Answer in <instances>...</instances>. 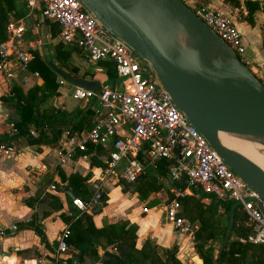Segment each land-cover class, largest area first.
I'll return each instance as SVG.
<instances>
[{
  "label": "crops",
  "instance_id": "crops-1",
  "mask_svg": "<svg viewBox=\"0 0 264 264\" xmlns=\"http://www.w3.org/2000/svg\"><path fill=\"white\" fill-rule=\"evenodd\" d=\"M183 1H199L223 12L233 13V8L229 9L221 0ZM12 5L8 22L13 26L22 25L23 30L18 37L13 38L11 49L26 50L31 57L25 70L17 68L9 80L0 72V139L3 135L8 136V123L20 119L18 107L14 104L16 95L19 97L18 103L26 106L22 96L31 98V109L35 117L25 124L24 132L9 138L14 152L0 153V264H101L103 259L97 252L98 247L112 253L118 250L97 229L121 221H126L125 228L130 224L134 225L135 248L154 246L162 257L167 252H172L180 264H201L202 260L192 237L197 223L187 218L192 223L191 233H180L172 227L165 216L163 205L171 196L175 180L169 176L168 170L160 175L155 170V165L149 164L144 145L136 153L137 159L140 160L139 156H142L140 161L143 172L131 183L114 175L102 178L100 172L106 159V150L88 142L85 143V150L75 149L69 159L62 162L58 160L55 148L63 145L66 131L77 124L78 128L73 132L82 135L96 118L98 107L93 98H73L70 89L75 82L67 78L62 84L56 82L58 72L54 75L55 85L44 82L37 67L39 60L47 61L38 40L41 23L44 24L48 61L57 68L63 66L72 76L91 81L93 84L86 87L94 90L103 85L116 86L120 79L116 75L117 82L110 85L103 68L97 65V60H89L76 45L58 42L55 37L57 24L41 14L40 2L30 9L26 7L24 0H13ZM237 9L233 19L241 38L250 49L249 60L256 67L258 75L249 69L262 80L264 29L261 27H264V15L261 11H256L254 23L250 25L240 17L245 12L242 5ZM7 36L6 32V38ZM57 43L66 51L63 64L58 63L55 58ZM35 49L39 52V60L33 57L32 51ZM34 71H37V75L32 74ZM22 74L27 76L24 82L20 79ZM47 116L51 118L48 119ZM34 122H38L39 126ZM30 129L34 130V135L29 133ZM127 129L128 125L123 124L118 127L117 134L122 135ZM39 132L42 134L40 137ZM123 162L124 159L121 164ZM95 180L99 181L104 197L88 211L79 212L71 203V197L88 198L92 193L91 183ZM180 184L185 188V194H193L203 204L210 201L209 195L203 194L197 185L189 187L185 178ZM80 214H83L80 221L90 234V244L95 253H92L89 244H85L84 251L79 250L73 245L74 236L71 235L70 240L67 241L66 238L67 249L57 254V233L65 225L69 226ZM84 215H88V218ZM213 219L219 224L224 223L222 206L217 207ZM11 224L15 227L11 228ZM122 235L123 233L119 236ZM164 249H167L166 252Z\"/></svg>",
  "mask_w": 264,
  "mask_h": 264
},
{
  "label": "built area",
  "instance_id": "built-area-1",
  "mask_svg": "<svg viewBox=\"0 0 264 264\" xmlns=\"http://www.w3.org/2000/svg\"><path fill=\"white\" fill-rule=\"evenodd\" d=\"M24 1L29 9L37 2L41 3V14L57 24L55 37L58 42L78 46L91 61H113L120 79L116 86L103 85L97 90L72 84L71 96L75 99L93 98L98 113L82 135L66 131L63 145L55 148L58 160L69 159L75 149L85 150V143L88 142L106 150L105 165L100 172L102 178L114 175L131 183L143 172V164L136 158V153L144 145L149 164L154 165L160 158L167 159L168 174L174 180L184 175L188 185H197L202 192L214 194L219 199L237 201L245 216L243 224L248 229L238 240L264 245V215L259 207L264 208L262 197L228 167L205 137L173 104L150 65L103 26L80 0ZM185 3L243 62L241 55L245 48L233 19L237 7L233 8V13H226L202 2ZM22 30V25L13 26L8 22V36L0 42V72L8 80L17 68L25 70L31 57L26 50L11 49L13 38L18 37ZM32 74L37 75V71ZM20 79L24 82L27 76L22 74ZM56 82L62 84L65 78L58 74ZM8 124V138H12L16 129L12 122ZM123 124L128 125L127 132L119 135L118 127ZM29 133L35 134L32 129ZM13 147L10 142L0 141V153L10 154L14 152ZM91 187L92 193L88 198H71V203L79 212L88 211L101 199L99 181H93ZM185 193V188L174 185L171 196L163 206L166 218L176 231L191 233L192 223L178 214L180 205L177 197ZM10 227L14 228L15 225L11 224ZM68 234V225L57 233V254L67 249Z\"/></svg>",
  "mask_w": 264,
  "mask_h": 264
},
{
  "label": "water",
  "instance_id": "water-1",
  "mask_svg": "<svg viewBox=\"0 0 264 264\" xmlns=\"http://www.w3.org/2000/svg\"><path fill=\"white\" fill-rule=\"evenodd\" d=\"M80 1L103 26L150 65L173 104L228 167L264 201L262 169L220 137L223 132L257 143L260 147L256 150L263 152L264 85L249 67L183 0ZM43 26L41 23L38 40L48 60ZM57 72L75 83L93 84L72 76L63 66L58 67ZM183 178L184 175L178 182L181 183ZM237 204L234 201L230 205L215 264H220V253L230 234ZM259 207L264 215V208ZM117 250L124 257L126 247L123 243L117 245ZM97 252L101 259L114 255L101 247ZM129 264H148V259Z\"/></svg>",
  "mask_w": 264,
  "mask_h": 264
},
{
  "label": "trees",
  "instance_id": "trees-1",
  "mask_svg": "<svg viewBox=\"0 0 264 264\" xmlns=\"http://www.w3.org/2000/svg\"><path fill=\"white\" fill-rule=\"evenodd\" d=\"M222 3L227 6L229 9L234 7L244 8V14L240 17L247 24L252 25L254 23V13L256 11H261L264 15V0H221ZM196 4L199 1H194ZM13 0H0V42L6 38V24L8 22V13L10 12ZM262 48L264 52V31L262 37ZM56 51V61L58 63H64V57L66 51L61 48V44L57 43L55 45ZM33 57L38 59V50H33ZM39 60V59H38ZM97 65L103 68L106 80L110 85L117 82V76L115 72L114 63L111 60H97ZM38 71L43 75V80L46 83H51L55 85L54 75L57 72V67L50 61L39 60L37 65ZM261 83L264 85L263 81L258 77ZM14 87L12 88V92ZM14 93V92H13ZM23 97V101L27 103L22 105L18 103L19 97L14 104L18 107L17 111L19 118L17 121L13 122V125L16 129V134L22 133L25 131V124L35 117V113L31 109L32 100L30 97ZM28 100V101H27ZM82 117H85L84 115ZM51 118V116H47ZM39 126L38 122H34ZM78 128L77 124H73L68 130L73 131ZM39 137L42 135L39 132ZM0 141L4 143H9V138L7 135H3ZM142 160V156H139ZM168 160L160 158L155 162V170L160 174H164L167 170ZM105 165V162L102 166ZM142 174V173H141ZM135 179L134 181H136ZM133 181V182H134ZM174 185L182 187L178 180L174 181ZM193 188L194 185H189ZM205 192H203L204 194ZM210 197V201L207 204H203L198 197L193 194H184L183 196H178L177 200L179 202L180 208L178 214L185 216L190 221H195L197 226L192 231L193 242L196 248V251L199 257L202 260L201 264H215L216 254L218 247L224 236L226 226L228 223L229 217V208L232 203L230 200H223L217 198L214 194L207 193ZM104 197L103 195L101 196ZM223 207L224 211V223L219 224L213 219V215L217 213L218 206ZM79 216L75 217L69 224V234L67 235V241L70 240V236H74L73 245L79 250H83L86 245H90V250L94 252V248L90 244V234L82 226ZM88 218V215H84ZM245 219L244 213L240 206H236L233 211V221L230 230L228 239L220 253V264H264V245L261 243H250V242H240L238 240L239 236L245 235L247 232V227L244 226L243 221ZM30 224V222H28ZM126 221L109 223L103 226L100 229H97V232L105 234L107 241L113 243L112 247L117 250V245L123 243L126 247V253L124 257L120 255L117 251L113 253V256L108 257L107 259L101 260V264H129L136 261H142L148 259V264H180L178 260L174 257L172 252H167L166 256H161L155 251L154 246H149L148 248L141 247L140 249L135 248L134 246V234L133 229L134 225L130 224L128 227H124ZM38 230V229H37ZM94 231V230H92ZM96 231V230H95ZM123 233L122 236H119ZM86 244V245H85ZM167 249H164L166 252Z\"/></svg>",
  "mask_w": 264,
  "mask_h": 264
},
{
  "label": "bare ground",
  "instance_id": "bare-ground-1",
  "mask_svg": "<svg viewBox=\"0 0 264 264\" xmlns=\"http://www.w3.org/2000/svg\"><path fill=\"white\" fill-rule=\"evenodd\" d=\"M220 137L225 144L240 149L251 160L256 162L264 172V147L263 152H258L256 148L260 147V145L257 143L236 137H230L223 132H220Z\"/></svg>",
  "mask_w": 264,
  "mask_h": 264
},
{
  "label": "rangeland",
  "instance_id": "rangeland-1",
  "mask_svg": "<svg viewBox=\"0 0 264 264\" xmlns=\"http://www.w3.org/2000/svg\"><path fill=\"white\" fill-rule=\"evenodd\" d=\"M261 28L264 29V27L262 26ZM242 42H243V45H244V52L243 54L241 55V57L244 58L243 62L256 74L258 75L257 73V70H256V67L250 62L249 60V56H250V49L247 45V43L245 42V40L243 38H241ZM263 83H264V79H262Z\"/></svg>",
  "mask_w": 264,
  "mask_h": 264
}]
</instances>
